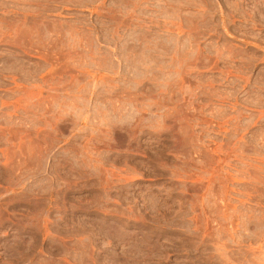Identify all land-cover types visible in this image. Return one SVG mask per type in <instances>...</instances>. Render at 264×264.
I'll list each match as a JSON object with an SVG mask.
<instances>
[{"label":"rangeland","instance_id":"obj_1","mask_svg":"<svg viewBox=\"0 0 264 264\" xmlns=\"http://www.w3.org/2000/svg\"><path fill=\"white\" fill-rule=\"evenodd\" d=\"M0 264H264V0H0Z\"/></svg>","mask_w":264,"mask_h":264}]
</instances>
